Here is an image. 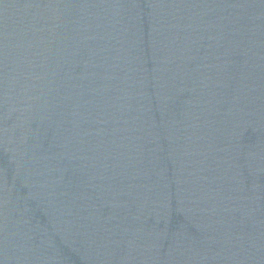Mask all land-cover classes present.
I'll return each instance as SVG.
<instances>
[{"label":"water","instance_id":"obj_1","mask_svg":"<svg viewBox=\"0 0 264 264\" xmlns=\"http://www.w3.org/2000/svg\"><path fill=\"white\" fill-rule=\"evenodd\" d=\"M0 264H264V0H0Z\"/></svg>","mask_w":264,"mask_h":264}]
</instances>
